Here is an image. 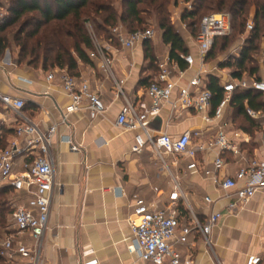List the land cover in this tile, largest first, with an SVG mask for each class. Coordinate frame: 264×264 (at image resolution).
Instances as JSON below:
<instances>
[{
    "label": "crops",
    "instance_id": "0c3cea01",
    "mask_svg": "<svg viewBox=\"0 0 264 264\" xmlns=\"http://www.w3.org/2000/svg\"><path fill=\"white\" fill-rule=\"evenodd\" d=\"M181 10V6L174 7L172 19ZM173 24L181 27L179 22ZM118 25L130 31L124 23ZM181 29L178 32H184L189 53L195 59L193 65L184 61L185 68L170 58V45L162 41L159 28L147 45L143 41L132 49L119 43L103 42L113 59L111 74L103 71L98 59L91 65L80 63L77 81L88 82L107 108L95 119L83 109L68 113L64 122L63 117L72 100L62 86L59 71L20 63L9 51L0 58V93L24 100L23 113L43 131L57 126L51 149L56 185L42 264H145L130 250L133 232L128 218L134 211L136 194L153 208L178 209L180 226L172 244L181 253L182 264L184 261L185 264H247L249 255L260 256V264H264V190L258 191L233 215L227 207L234 198L214 181L215 176L222 180L239 170L241 163L231 153L223 154L225 167L218 173H214L216 153L213 151L198 153L194 159L165 154L161 160L150 148L135 152V137L142 132L117 124L127 101L138 111L150 107L147 87L156 78L159 63L167 57L171 60L174 80L180 86L186 85L199 72H204L206 84L208 77L214 76L222 87L236 79L246 78L250 83L257 80V75L264 79L263 63L259 73L253 76L244 73L242 78H234L229 69L219 66L223 57L206 62L200 56L192 33L188 28ZM147 47L155 57L154 61L147 56ZM238 51L236 48L232 52ZM260 60L263 61L262 54ZM50 72L55 74L52 80L47 77ZM119 81H123V94L117 89ZM178 96L176 89L160 114L151 120L149 127L153 134L167 132L178 138L186 131L202 132L201 139L193 137L195 143L213 138L221 123L227 122L228 132L240 133L242 146L249 157L264 158V125L261 130L252 129V132L246 129L247 126L237 125L236 117L242 115L238 113L236 103L230 102L225 107L221 119L206 121L193 109L174 115L172 103ZM215 109L212 101L207 114L214 116ZM258 112L260 117L253 119L263 124L264 112ZM21 123L23 120L17 113L0 102V137L5 148L15 140L14 128ZM70 141L79 149L72 150ZM19 142L23 144L24 140ZM250 142L254 144L251 154L247 148ZM29 158L26 154L19 155L14 171H22ZM194 162L197 164L195 169L191 168ZM206 171L212 173L207 175ZM176 181L181 192L177 200H172L170 195L175 191ZM11 197L13 201H27L24 192H14ZM206 197L213 201L207 202ZM213 212H221L222 217L210 236L212 248L195 232L189 235L187 243L177 241L181 228L191 224L193 215L206 222ZM24 240L31 243L27 236ZM11 264H24V260L17 256Z\"/></svg>",
    "mask_w": 264,
    "mask_h": 264
},
{
    "label": "built area",
    "instance_id": "2783aa9c",
    "mask_svg": "<svg viewBox=\"0 0 264 264\" xmlns=\"http://www.w3.org/2000/svg\"><path fill=\"white\" fill-rule=\"evenodd\" d=\"M184 3V2H182ZM181 3V4H182ZM191 9L190 3L185 4ZM3 15L0 10V17ZM174 23H181V28H187L183 22V10L177 12L173 17ZM86 27L93 41V49L90 52L92 58L100 61L103 71L112 73L113 59L109 48L103 44L96 34L92 22H87ZM254 28L253 21L247 23V30ZM232 32V18L226 12H213L203 16L197 35L194 37L198 45L202 59H205L214 45L217 37L230 35ZM118 42L125 48L132 49L138 43L153 39V29L126 31L122 25L113 28ZM181 59L188 65H193L194 56L190 53L181 54ZM170 58L159 63V72L147 87V94L151 99V105L145 111L137 108L127 101L117 118V124L129 130H139L142 134L135 137L134 151L141 153L144 149H152L157 157L164 160L165 154L185 155L195 158L198 153L213 151L216 153L214 159V173H218L225 167L224 153H231L240 168L234 176L225 179L214 177V181L227 191L229 197L234 199L229 203L227 209L235 214L239 207L250 200L258 191L264 190V158L249 157L247 151L242 147L240 133L227 131L228 123L223 122L219 126L216 135L207 140L193 142V137L202 138V132L186 131L180 137L174 138L167 132L153 134L150 130V122L156 118L167 102L171 100L173 92L178 89L179 96L172 103L173 114L184 113L195 110L201 114L206 121L222 118L225 107L231 102L236 90L253 89L264 93V79L255 80L250 83L246 78L236 79L224 84V96L216 107L214 116L208 115L213 101V93L208 89L204 81V72L194 75L186 85H178L173 77V69ZM59 79L64 90L71 97V105L64 115V122L68 113L86 109L90 117L95 119L106 112V106L100 96L94 92L86 81L78 82L77 78L61 70ZM48 79L55 78L54 72L48 74ZM123 81L116 83L118 92L123 94ZM0 102L7 109L15 111L23 120V123L14 128L15 140L0 153V186L10 185L14 192H24L27 201L12 200L14 220L13 226L17 229L15 234L8 235L1 243L2 254L11 260L17 256L24 260V264H42L44 240L49 229V218L53 191L56 185L55 166L51 155L57 126L53 125L43 131L37 124L30 120L22 111L25 102L22 99L0 93ZM246 111L252 118H259L261 113L247 107ZM23 139L24 143L19 140ZM72 150L79 147L71 141ZM37 152V153H36ZM29 155V160L24 164L22 171L15 172V160L19 155ZM197 164H191L195 169ZM210 175L211 171H206ZM181 189L176 181L175 191L170 195L172 200H177ZM207 202H212L211 197H206ZM221 212H213L206 222L200 221L195 215L191 224L181 228L177 241L185 244L191 233H198L205 244L212 248L211 233L213 228L221 219ZM132 228L133 238L130 250L137 254L145 264H182L181 253L172 244L176 231L180 226L178 209L168 207L166 209L153 208L148 205L139 195H134V211L128 218ZM31 241L27 244L24 237ZM261 257L249 255L247 264H260ZM185 264V261H184ZM189 264V262H187Z\"/></svg>",
    "mask_w": 264,
    "mask_h": 264
},
{
    "label": "trees",
    "instance_id": "16d2710c",
    "mask_svg": "<svg viewBox=\"0 0 264 264\" xmlns=\"http://www.w3.org/2000/svg\"><path fill=\"white\" fill-rule=\"evenodd\" d=\"M179 0H0V58L8 48H18V61L45 70H65L77 78L79 65L94 64L90 56L93 41L86 27L94 22L96 34L102 42L119 43L113 28L119 23L130 31L145 30L144 26L156 22L162 41L170 45V58L185 68L181 54H188L189 48L184 34L176 31L171 21L173 8ZM191 9L183 8V20L195 37L202 20V11L226 12L232 18L230 35L217 37L205 57L214 62L226 53L219 64L229 69L234 78H242L244 73L253 76L260 72L259 57L264 64V0H183ZM213 13V12H212ZM249 17L254 28L247 30ZM141 27V28H140ZM144 27V28H143ZM243 41V42H242ZM146 45L149 40L145 41ZM241 46V47H240ZM239 48L238 53L232 51ZM152 61L155 57L149 52ZM221 54V55H220ZM257 80L260 76L257 75ZM207 87L213 93V106L223 99L224 89L214 76H209ZM231 103H236L238 113L247 121L246 129H260L262 124L246 111V103L256 111L264 112V93L253 90H236ZM253 143L247 144L249 153ZM6 144L0 137V153ZM243 147V146H242ZM243 149L246 150L245 147ZM13 188L0 186V264H11L13 260L2 254V241L17 229L13 226L11 195ZM188 213V212H187ZM189 215V213H188Z\"/></svg>",
    "mask_w": 264,
    "mask_h": 264
},
{
    "label": "rangeland",
    "instance_id": "374dc122",
    "mask_svg": "<svg viewBox=\"0 0 264 264\" xmlns=\"http://www.w3.org/2000/svg\"><path fill=\"white\" fill-rule=\"evenodd\" d=\"M183 2V0H179L178 1V5L177 6H181V8L183 9L185 6H184V3H182ZM180 3H182V4H180ZM1 10V9H0ZM212 12H217V11H208V10H204V11H202V14H203V16H205V15H207V14H210V13H212ZM202 16V17H203ZM250 20H252V18L251 17H249V21ZM171 21H172V17H171ZM92 25H93V27H94V29H96V25H95V23L94 22H92ZM146 29H153L154 31H156V30H158V25H157V23L156 22H153V23H150V24H148V25H146V26H144ZM143 27V28H144ZM141 28V27H140ZM175 28H176V31L178 32V29L179 30H182L181 29V27H176L175 26ZM88 30V29H87ZM183 34H184V32H182ZM157 41H158V39H157ZM10 52L12 55H13V57L15 58V59H17L18 60V48L17 47H15V46H13V47H11V48H8L6 51H5V53L6 52ZM228 51H226V53H227ZM226 53L225 54H223L222 55V57H223V59H225V55H226ZM5 55V54H4ZM221 55V54H220ZM221 57V56H220ZM215 62V61H214ZM24 64H25V62H24ZM254 65H260L261 66V60H260V57H259V63H257V62H255L254 63ZM230 71V70H229ZM231 73V72H230ZM236 124L237 125H240V126H247L248 127V123H247V121L242 117V116H237L236 117ZM263 125H264V122H263V124H262V127H263ZM261 130V129H260Z\"/></svg>",
    "mask_w": 264,
    "mask_h": 264
}]
</instances>
